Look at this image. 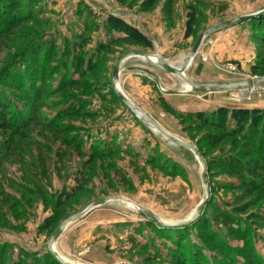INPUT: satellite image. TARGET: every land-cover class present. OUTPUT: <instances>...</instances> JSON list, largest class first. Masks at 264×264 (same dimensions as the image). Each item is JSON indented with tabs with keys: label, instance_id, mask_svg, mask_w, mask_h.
<instances>
[{
	"label": "rangeland",
	"instance_id": "obj_1",
	"mask_svg": "<svg viewBox=\"0 0 264 264\" xmlns=\"http://www.w3.org/2000/svg\"><path fill=\"white\" fill-rule=\"evenodd\" d=\"M263 15L264 0H0V264H53L47 244L57 228L107 198H125L167 223L192 216L204 198L201 165L128 113L114 98L113 71L132 53L182 67L204 36L185 71L189 80L231 84L264 78V28L256 20ZM108 16L136 28L151 49L122 42L105 27ZM118 81L140 112L204 155L209 200L199 218L211 222L207 231L188 229L179 252L198 246L212 264H222L208 243L211 231L216 242L222 237L234 249L247 245L227 236L215 222L216 211L248 206L238 215L243 228L264 216V198H243L231 188L240 185L235 177L207 169L210 158L232 153L231 141L213 148L208 136L214 130H197L181 117L264 107V85H254L253 92L198 94L140 58L121 65ZM243 144L237 150L250 152ZM250 226L253 250L264 259V227ZM178 238V231L159 230L128 204L114 202L70 225L55 251L73 264H174ZM234 251L233 264H243Z\"/></svg>",
	"mask_w": 264,
	"mask_h": 264
},
{
	"label": "trees",
	"instance_id": "obj_2",
	"mask_svg": "<svg viewBox=\"0 0 264 264\" xmlns=\"http://www.w3.org/2000/svg\"><path fill=\"white\" fill-rule=\"evenodd\" d=\"M192 15V14H190ZM191 17V16H189ZM258 25L264 28V15L262 18L256 19ZM192 24V18H189L187 23V34L189 33L190 26ZM105 27L112 31L116 35H120V40L124 43H129L134 46L143 49H151V42L136 28L126 24L118 18L108 16L104 20ZM83 63L79 64V68L82 69ZM81 72V71H80ZM79 74H82L80 73ZM264 74V71H263ZM114 97V96H113ZM114 98H117L115 96ZM163 104V102H161ZM164 105V104H163ZM165 106V105H164ZM181 121L190 122L191 126L195 129H212L216 134L208 136V141L211 147L215 148L221 142L231 141L229 145V151L232 153L220 154V158H210L208 160L207 169H217L219 172L235 177L240 185L237 186L230 185L233 189H239L243 193V198H250L253 195L255 197L264 198V110L262 109H245V108H218L213 112L208 113H194L192 115L182 116ZM243 142L244 149H249L250 152H242V150H237L236 144ZM236 143V144H235ZM226 148H222L221 152L225 151ZM202 158L204 157L201 154ZM248 157H255V162H245L243 159ZM229 187V188H230ZM208 205V203H207ZM206 205V207H207ZM252 205V204H251ZM248 206H236L231 212H224L217 210V223L221 224L229 236L232 239H239L244 242L247 247L241 249H234L226 244V240L222 237L218 238L219 242L215 241L216 233L211 231L213 234L209 235L210 238L208 243H212L219 257H223L224 261L222 264H229V260L236 261V250L240 257H242L243 264H264V259L254 252V245L251 241V236L256 235L251 229L250 225L257 226L256 229L264 227V216H254L255 220L251 221L250 225L244 224L242 228L240 224L243 222L238 215L244 214L248 210ZM211 219L199 218L192 225L174 228V229H160L166 231H178V240L173 242L174 253L178 254V261L174 264H212L202 253L203 251L198 250V246H193L191 252L188 250L186 252H179L183 250L186 245V231L188 229L195 228L199 230L202 228L207 231L208 223ZM152 226V225H150ZM155 229V227L153 228ZM211 229V228H209ZM212 230V229H211ZM253 245V246H252ZM201 252V253H200ZM216 262H220L217 261ZM221 263V262H220ZM53 264H59L56 260Z\"/></svg>",
	"mask_w": 264,
	"mask_h": 264
},
{
	"label": "water",
	"instance_id": "obj_3",
	"mask_svg": "<svg viewBox=\"0 0 264 264\" xmlns=\"http://www.w3.org/2000/svg\"><path fill=\"white\" fill-rule=\"evenodd\" d=\"M262 13V12H260ZM258 14H253L249 16L242 17L238 19L236 22L237 23H243L245 21H249L257 17ZM233 23H225L222 24V27H228L232 25ZM204 36H202L196 45L194 46L193 50L190 53L189 59L187 60L186 63L182 67L175 68L166 62L162 64L155 63L151 60L153 57L152 55H147L143 53H132L127 55L125 58L120 60L118 64L116 65L114 71H113V76H112V83L114 87L115 94L117 98L120 100L122 103L123 107L128 111L129 114H131L137 121H139L141 124L146 125L147 127H152L158 134H160L165 140L170 142L171 144H174L178 147H181L189 152H191L194 157L197 159L199 164L201 165V183L202 187L204 190V198L200 202V204L197 206L195 209L194 213L192 216H190L187 220L179 222V223H167L162 221L156 214L153 212L149 211L148 209H145L144 207H141L139 205L134 204L133 202L121 198V197H113V198H107L104 200H100L97 202H93L92 204L88 205L87 207L83 208L73 216L69 217L66 219L58 228L57 230L53 233V235L50 237V240L48 241L47 244V250L49 254H51L54 259L59 263V264H73L68 261H65L58 255V253L55 251V244L56 242L60 239L62 234L65 232V230L72 225L73 223H76L83 217L87 216L89 213L92 211L98 209L101 206H104L108 203H123V204H128L132 205L134 208H136V213L138 216H140L143 219H146L148 222H151L154 224L157 228L160 229H174V228H182L186 227L189 225H192L195 223L199 217L201 216V213L203 209L206 207L208 200H209V192H208V180H207V175H206V167L203 159L201 156L198 154V152L188 143H185L179 139H176L175 137L171 136L170 134L166 133L164 130H162L153 120H151L148 116L140 112L123 94L118 92L116 86H115V81L119 78L120 75V67L121 65L128 59L130 58H140L144 59L151 67L155 68L156 70L175 76L178 79L184 83V85L188 86L190 88V91L198 93V94H204V95H210V94H215V93H220V92H230V91H235V90H242L249 88L254 85H264V78H259V79H251V80H245V81H239L231 84H203V83H198L192 80H189L186 75L185 71L187 70L188 66L190 65L191 61L194 59L196 56L198 49L202 43Z\"/></svg>",
	"mask_w": 264,
	"mask_h": 264
},
{
	"label": "bare ground",
	"instance_id": "obj_4",
	"mask_svg": "<svg viewBox=\"0 0 264 264\" xmlns=\"http://www.w3.org/2000/svg\"><path fill=\"white\" fill-rule=\"evenodd\" d=\"M151 60L153 61V62H155V63H158V64H162V63H164V61L163 60H161L160 58H158V57H156V56H153L152 58H151ZM192 62V61H191ZM191 64V63H190ZM189 67V66H188ZM115 86H116V88H117V90H118V92H120L121 94H122V92H121V90H120V87H119V81H118V79L115 81ZM184 89H186L187 91H189L190 90V88L188 87V86H184ZM152 130H154L152 127H150ZM155 131V130H154ZM129 207L132 209V210H134V211H136V208H134L132 205H129ZM63 259V258H62ZM64 260V259H63ZM66 261V260H65Z\"/></svg>",
	"mask_w": 264,
	"mask_h": 264
},
{
	"label": "crops",
	"instance_id": "obj_5",
	"mask_svg": "<svg viewBox=\"0 0 264 264\" xmlns=\"http://www.w3.org/2000/svg\"><path fill=\"white\" fill-rule=\"evenodd\" d=\"M243 108H245V109H263L264 107L262 106H256V105H254V104H252V105H247V106H244Z\"/></svg>",
	"mask_w": 264,
	"mask_h": 264
},
{
	"label": "built area",
	"instance_id": "obj_6",
	"mask_svg": "<svg viewBox=\"0 0 264 264\" xmlns=\"http://www.w3.org/2000/svg\"><path fill=\"white\" fill-rule=\"evenodd\" d=\"M253 87H254V86H251V87H249V88H246V90H248V91L251 90V92H253ZM246 90H245V91H246ZM243 91H244V90H243Z\"/></svg>",
	"mask_w": 264,
	"mask_h": 264
}]
</instances>
